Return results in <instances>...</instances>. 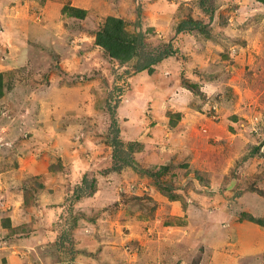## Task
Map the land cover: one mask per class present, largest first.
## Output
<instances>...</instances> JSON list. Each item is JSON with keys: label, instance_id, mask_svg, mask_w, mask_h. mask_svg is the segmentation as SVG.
I'll list each match as a JSON object with an SVG mask.
<instances>
[{"label": "rangeland", "instance_id": "obj_1", "mask_svg": "<svg viewBox=\"0 0 264 264\" xmlns=\"http://www.w3.org/2000/svg\"><path fill=\"white\" fill-rule=\"evenodd\" d=\"M207 4L213 21L200 0H0V264L11 253L26 264H92L86 252L99 254L97 264H264L256 222L264 220V3ZM66 6L86 10V18H70ZM109 17L124 20L130 35L142 31L145 51L178 50L153 74L130 78L128 106L133 96L142 120L139 129L127 125L125 143L153 120L164 130L183 121L174 145L196 143L194 166L212 175L180 170L172 159L163 174L161 165L142 164L155 167L153 176L105 171L112 161L106 100L129 67L96 44ZM190 18L207 33L176 34ZM33 47L37 61L17 64ZM160 64L173 74H155ZM151 136L161 143L164 134Z\"/></svg>", "mask_w": 264, "mask_h": 264}, {"label": "trees", "instance_id": "obj_2", "mask_svg": "<svg viewBox=\"0 0 264 264\" xmlns=\"http://www.w3.org/2000/svg\"><path fill=\"white\" fill-rule=\"evenodd\" d=\"M211 0H200V6L208 13L210 21L214 20L215 10L212 6L209 7L207 4ZM258 2L264 3V0H257ZM63 12L67 14L70 18L85 19L87 12L84 9L78 7L66 6L63 8ZM139 13V12H138ZM140 14V13H139ZM136 25L141 28L139 18ZM137 30V28H136ZM198 31L201 34L207 33L206 26L201 21L194 20L193 18L183 20L176 28V34H182L185 32ZM144 35L142 31H137L134 35L128 34L125 26V21L115 17L107 18L106 24L98 32L96 37V44L100 47L106 54H108L113 60L118 62L119 65H128L129 67L126 71L119 76H115V81L112 90L109 92L106 100L105 110L110 116V126L108 129L109 137L107 145L112 149L111 154V165L105 171L112 169L114 171H121L126 167L132 168L134 171L141 173L142 175L153 176L152 171L145 169L140 166L137 159L135 158V153L143 150V145L139 141H132L125 143L121 139V117L119 115V107L123 104L125 96L130 90V78L138 73L148 72V74H153L155 72V66L164 60L175 56L178 54V50L174 49L171 45L165 48H158L152 51H145L144 48ZM117 75V74H114ZM3 74L0 72V96L4 95V84L2 83ZM122 82V84H121ZM182 86L194 93V88L197 89L196 85H193L182 73ZM128 90V91H129ZM195 95V93H194ZM175 125V123H174ZM167 171L166 166L160 168L158 174H163ZM157 174V173H156ZM87 177H84L83 183L86 184ZM83 190V187H81ZM79 190V191H80ZM173 193L175 191H172ZM81 196L80 193L76 194V198ZM175 199L174 196L170 197ZM138 206V205H137ZM140 210L148 213L145 205H139ZM154 207L150 211H154ZM257 224L264 228V220L257 219Z\"/></svg>", "mask_w": 264, "mask_h": 264}, {"label": "crops", "instance_id": "obj_3", "mask_svg": "<svg viewBox=\"0 0 264 264\" xmlns=\"http://www.w3.org/2000/svg\"><path fill=\"white\" fill-rule=\"evenodd\" d=\"M72 19H76V18H72ZM79 20V19H78ZM58 46H61L60 44H58ZM41 52L39 53L40 54V56H42V52L44 51V49H42V48H38ZM19 53V52H18ZM21 53V52H20ZM33 53H34V55L31 53V52H29V54L27 55V56H29V58H28V60L26 61V60H24V57L22 56V54H19L18 56H17V59H16V63L17 64H22V63H24V61H25V63H30V62H36L37 60H36V58L34 57L35 56V54H36V47H33ZM51 53V52H50ZM47 54H49V52H46L45 54H44V56H46ZM169 60H172V58L170 57V58H168V59H166V60H164L163 61V63H165V64H167V63H169ZM180 66H182V69H181V67H178V69H181V71H183V70H185V66H183V65H181L180 64ZM157 68V67H156ZM164 66H163V64H160L159 65V67H158V70L156 69V73L155 74H157L158 76H161L162 74H164V73H167V72H172V74H173V70L171 69V68H164ZM179 72V75H181V73L182 72ZM188 72L186 71V73L184 74L186 77H187V74ZM142 74V75H141ZM141 74H139V75H141V76H144V74L145 73H141ZM154 74V75H155ZM161 77H163V75L161 76ZM142 78V77H141ZM153 83V82H152ZM185 89V88H184ZM185 90H187V89H185ZM139 91H140V93H143L144 91H147V90H144V91H142V90H140L139 89ZM189 91V90H188ZM130 92V91H129ZM128 92V93H129ZM56 93H58V94H62V90H60V89H56ZM128 93L126 94V96H125V101L123 102V104L119 107V114H120V117H121V121H122V124H121V129H122V132H121V138L124 140V142L126 141L125 140V135H126V127H127V125H136L137 127H138V129L139 128H141V126L140 125H138V123L139 122H141V120H142V118H141V116H140V114L138 113V115H135L134 113H133V111L132 110H134V111H138L139 112V110H140V105L141 104H138L137 103V101L135 100V98H133V96H131V100H132V102L130 103V106L131 107H129L128 106V100H127V95H128ZM147 93H145V95H146ZM158 94H160V92L158 93ZM156 98V97H155ZM145 99L149 102L150 101V103L152 102V101H154V103H153V105H156L157 104V102H158V99L156 98V99H154V98H152V96L149 94L148 96H146L145 97ZM143 100L142 101V104L144 103H146V100ZM138 104V105H137ZM140 106V107H139ZM142 107H143V105H142ZM154 110H158V109H154ZM193 111H195V113L197 114V112L198 113H201V112H199L200 110L199 109H197V110H193ZM197 111V112H196ZM154 113H157L156 114V116L158 117V116H160V113H158L157 111L156 112H154ZM203 115V114H202ZM152 118H155V117H152ZM194 119H196V117H194ZM143 120H145V119H143ZM155 121L156 120H153V122H152V126H150V128L149 127H147V129H144V134H142V135H145V136H142V135H139V136H136L137 137V140L143 145V150L142 151H140V152H136L135 153V158L137 159V161H138V163L140 164V166L141 167H143L142 166V164L144 165V164H146L147 166L149 165H161V167H163V166H166V165H169V164H163L164 163V161L166 162L168 159H172V160H177V161H181V162H177V163H175V162H173L174 164H178L180 167H179V169L180 170H188V171H194V174H196V175H198V176H205L204 175V173L205 174H209V173H211L210 172V170H205V171H203V172H201V171H198L199 169H201V168H196L195 166H194V164H197L196 162H194L195 161V158L197 157V154L195 153L196 152V149L195 148H197V146H196V143H193V144H191V140L190 139H185V141L183 142V143H178V145H174V142H173V140H172V136H174L175 134H174V131H176V129L178 128L179 129V125H180V123L181 122H183V121H180V123L179 124H175L174 125V123H171V121H168L169 123L167 124V126H168V128H167V130H164V128H162V126H160L159 124H156L155 123ZM189 124H190V126L189 127H192L193 126V124L194 123H191L190 121L188 122ZM189 127H187V128H189ZM178 131V130H177ZM141 132V131H140ZM139 132V133H140ZM151 132V133H150ZM154 132H163V134H164V137H161L160 139H163L162 140V142L161 143H157L158 141H153V140H157V139H153L152 140V136H151V134H153ZM138 133V134H139ZM137 134V135H138ZM132 140H136V139H132ZM131 140V141H132ZM150 142H152V144H150ZM154 142V143H153ZM210 142H212V141H209L208 143H210ZM204 147V146H203ZM210 147H213L212 145L211 146H209V148ZM208 148V149H209ZM153 151V152H152ZM216 151V150H215ZM151 152V153H150ZM217 152V151H216ZM175 157H177V159L175 158ZM203 156H202V154H201V156L199 157V159H201ZM201 161V160H200ZM216 160H215V157H214V162H215ZM160 162V163H159ZM159 163V164H158ZM216 166V162L213 164L212 162H211V165H209V168L211 169V170H213L214 169V167ZM145 167V166H144ZM143 167V168H144ZM161 167H159V170H160V168ZM197 167H199L198 165H197ZM153 168H155L154 166H153ZM153 168H149V170H153ZM145 169H147V168H145ZM202 170V169H201ZM193 173V172H192ZM211 175H212V173H211ZM209 176V175H208ZM231 183V181L230 182H228V183H224V186L225 185H227V184H230ZM231 185V184H230ZM229 185V186H230ZM231 188V187H230ZM228 190H230V189H228ZM176 192V191H175ZM137 209L139 210V212H140V215H142V219L143 220H148L149 218H151V217H149V218H147V214L144 212V211H141L140 210V207H139V205L137 206ZM79 250V249H78ZM98 250V249H97ZM99 251V250H98ZM103 251V253H106L107 255L108 254H113V251L112 250H110V249H107L106 247H105V249H103L102 250ZM112 251V252H111ZM85 253V252H84ZM87 256H89V258H90V263H92V264H97V258H98V255L99 254H96V253H90V252H86L85 253ZM17 255V254H16ZM15 254H9V257H8V263L7 264H26L25 263V261H23V260H21L20 258H16L17 256H16ZM17 261V262H16ZM3 262H5V261H3L2 260V263Z\"/></svg>", "mask_w": 264, "mask_h": 264}]
</instances>
